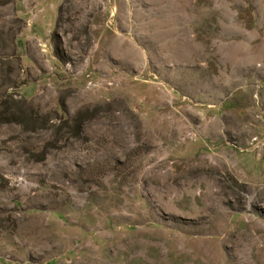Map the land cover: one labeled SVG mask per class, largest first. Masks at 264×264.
<instances>
[{"label":"rangeland","instance_id":"obj_1","mask_svg":"<svg viewBox=\"0 0 264 264\" xmlns=\"http://www.w3.org/2000/svg\"><path fill=\"white\" fill-rule=\"evenodd\" d=\"M0 264H264V0H0Z\"/></svg>","mask_w":264,"mask_h":264}]
</instances>
